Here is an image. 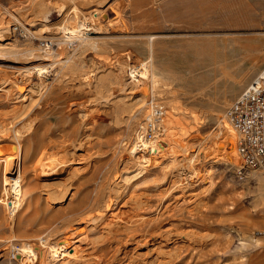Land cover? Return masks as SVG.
<instances>
[{
	"label": "rangeland",
	"instance_id": "374dc122",
	"mask_svg": "<svg viewBox=\"0 0 264 264\" xmlns=\"http://www.w3.org/2000/svg\"><path fill=\"white\" fill-rule=\"evenodd\" d=\"M83 16L93 30L62 40L58 29ZM3 23L0 145L19 137L25 203L12 223L0 205V264H15L12 245L37 247L48 231H69L78 253L52 264H264V179L236 182V145V154L220 146L225 109L264 67V0H0ZM151 102L186 113L179 119L194 130L177 157L198 153L194 171L156 157L128 173L121 146L146 131ZM59 147L82 160L76 170L29 166Z\"/></svg>",
	"mask_w": 264,
	"mask_h": 264
},
{
	"label": "bare ground",
	"instance_id": "6f19581e",
	"mask_svg": "<svg viewBox=\"0 0 264 264\" xmlns=\"http://www.w3.org/2000/svg\"><path fill=\"white\" fill-rule=\"evenodd\" d=\"M73 9L76 11L79 10L78 6L76 4L73 5ZM74 15H75V13H74ZM76 15H77V13H76ZM76 15L74 17H76ZM83 15H85V14H83ZM84 17L85 16H83V18ZM71 19H72V21L70 19L69 20L71 22H73L74 19L73 18H71ZM85 20H86L85 18L83 21L78 19L79 24L77 25V28L73 29V30H70V29L68 30L67 28H65V25L60 27L58 29L59 33L64 34V36L61 39L65 40V39H67V37L75 36L76 34H77V36L81 35L84 28L86 29V31L87 30L88 31L93 30V27H92L93 25H91L88 22H85ZM70 21L69 22L67 21L68 23L66 26H68ZM64 23H65V21H64ZM3 24H5V25L0 26V37H2L1 36L2 33L9 32L8 28H9L10 23L9 24L3 23ZM36 34H38L39 38L41 37V39H46V37L43 36V34H45V28L44 27H39ZM66 35H69V36L66 37ZM42 44H43V45H41L42 47H46V49H43V48L41 49L42 53L44 52V53H46L45 55L55 57L52 54V52H54V51L49 50L48 46L45 45L44 42ZM34 58H37V57H34ZM32 69H34V71L36 73H38V76H42L43 74H46L44 71L47 70V68H45V67H33ZM140 70H141L140 74L145 75V76L149 75V77L152 81L157 82V80H156L157 78L154 79L155 78L154 74H153L152 70L149 69V67L143 66L142 68H140ZM134 71L135 70L132 67H129V71L127 73L128 78H125V80H124L126 82V84L128 82H131L130 78L134 77L133 76L135 74ZM137 74H139V72ZM136 76L137 75H135V77ZM134 81L136 82V80H134ZM137 82L139 83L140 81L137 80ZM154 85H156V84L154 83ZM142 97H143V95H142ZM143 100H144V97H143ZM151 106H152L151 107L152 112H151V114L147 112L148 114H147L146 118L149 122H153L155 126H158L159 130L153 131L150 135L151 138L149 140H147L144 136L145 131L141 130L142 132H139L136 130L137 132H135V134L132 136V138H130L128 144L125 143L126 145L121 146V150L123 151V154L127 155V158L125 159V165L131 166L130 168L127 169V171H129L130 169L132 171L130 170L131 172H128V173L131 174V173L145 172L146 171L145 168L148 167L149 165H151V163L154 162L153 160L156 157H159V159L164 158L165 161L168 160L167 162L169 164L173 165V166H170V167H173V169L180 167L181 169H184V170H182V172L183 171L184 172L185 171H189V172L194 171V161H195L194 159L197 158L198 153L196 155H192V158H189L187 161L181 160V159L179 160L177 157L178 156L177 154H179V150L186 153L187 148H186L184 140L187 136L189 137L191 135L190 133L188 134V132L191 130H194V129H191L193 125L191 127L185 126L186 127L185 128V127H183L184 123H181V121H180L181 118L184 119L186 117V113L180 112L178 110L175 112L165 111V113H163V109H160V108L156 107L155 105H153V102H151ZM154 110L157 111L156 114H155ZM191 119H193V117H190V120ZM223 120L229 124V122L226 120L225 116H223ZM228 124H227V127L230 125V124L229 125ZM141 129L145 130V126L142 125ZM162 131H163L162 136L166 135L167 139L166 138L161 139L162 137L160 138V134H162ZM226 132H228V133L225 136L224 142L220 143V146H222V147L224 146V148H226L227 145L232 146L233 151L230 154H233V153H235L234 148H235V145L237 144V140L235 139V135H234V133L236 134V132L234 131V129L232 128L231 125L228 127ZM186 134H188V135L186 137H184ZM193 138H194V136H193ZM236 138H237V134H236ZM13 140L16 142V146L11 145V144H7L4 146L0 145V174L2 177V186L0 187V205L2 206L4 220L7 222L9 220H10V222L13 221L14 217H16L15 215L18 214L19 211H21V209L23 207V202H24L23 194L25 193V192H23V186H22V181H23L22 176L24 177V175H22L21 171L18 170L19 162L22 161L21 143L19 142L18 136H14ZM235 141H236V144H235ZM205 142H206V140H202V142H200V144L198 143L199 145L197 146V148L200 150L202 144H204ZM163 143L166 144L167 148L164 147V145H162ZM59 148L57 149V152L55 150V151H52L51 153H48V154L42 153V155H41L42 157L41 158L39 157L40 159H38V160L36 159L37 155H32L31 157H29V163H30L29 166L33 167L34 164H37L36 166L39 167L41 173L47 175V174L59 173V172L65 171V169H69V168L75 169L76 168L75 166L81 163L82 160H76L75 156L69 155L68 153H66L65 147H62L60 149ZM169 149H172V154H170L171 155L170 158L167 157V155H168L167 150H169ZM45 153H47V152H45ZM28 155H26L25 157H27ZM97 155L99 156V153H97ZM94 156H95V154H94ZM230 163L233 164L234 161L230 160ZM152 166H155V165H152ZM72 172H73V170H72ZM24 180H25V177H24ZM260 201L262 202V204H264L263 198ZM93 207H95V206H93ZM98 210H100V207ZM24 211H25V209H24ZM90 212H92V211H90ZM88 213H89V211H88ZM101 213H102V210H101ZM86 214H87V212H86ZM263 214H264V211H263ZM83 215H84V213H83ZM260 217L264 223V215H262ZM83 218H84V216H83ZM78 221H79V219H78ZM65 226L63 227L64 230H65ZM72 227H69V228H72ZM57 230H59V229H57ZM70 230H72V229H70ZM13 232L14 231L12 230L11 235H13ZM57 232H59V231H57ZM69 233H70L69 231H61V233L55 234L54 232L48 231V233L45 234L44 236L39 235V236L35 237L38 239V242H39V246H37V247L32 246V245H28L25 243L20 244V246H18L19 244L17 246L14 244L10 247L12 249V251H14V252L10 253V257H12V260H14L15 264H52V262H54V260H56L57 258H60L63 261H65L66 260L65 258H68V256L71 259L75 258L78 255V253L75 252L76 249L75 250L73 249L74 253L72 252L73 253L72 255L69 253V250L72 248L71 237H70L72 235H70ZM58 234H60V235H58ZM13 239H14V237H12L10 239V241L11 240L14 241Z\"/></svg>",
	"mask_w": 264,
	"mask_h": 264
},
{
	"label": "built area",
	"instance_id": "2783aa9c",
	"mask_svg": "<svg viewBox=\"0 0 264 264\" xmlns=\"http://www.w3.org/2000/svg\"><path fill=\"white\" fill-rule=\"evenodd\" d=\"M224 113L237 134L240 164L232 171L233 179L238 183L253 176L264 179V67ZM145 130L151 135L159 127L146 121Z\"/></svg>",
	"mask_w": 264,
	"mask_h": 264
}]
</instances>
